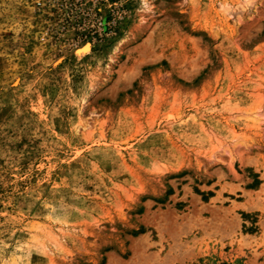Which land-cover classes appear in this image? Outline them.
<instances>
[{
	"label": "rangeland",
	"instance_id": "rangeland-1",
	"mask_svg": "<svg viewBox=\"0 0 264 264\" xmlns=\"http://www.w3.org/2000/svg\"><path fill=\"white\" fill-rule=\"evenodd\" d=\"M0 264H264V0H0Z\"/></svg>",
	"mask_w": 264,
	"mask_h": 264
},
{
	"label": "bare ground",
	"instance_id": "bare-ground-1",
	"mask_svg": "<svg viewBox=\"0 0 264 264\" xmlns=\"http://www.w3.org/2000/svg\"><path fill=\"white\" fill-rule=\"evenodd\" d=\"M89 49V43L83 44L79 49H77L78 53H84Z\"/></svg>",
	"mask_w": 264,
	"mask_h": 264
},
{
	"label": "trees",
	"instance_id": "trees-1",
	"mask_svg": "<svg viewBox=\"0 0 264 264\" xmlns=\"http://www.w3.org/2000/svg\"><path fill=\"white\" fill-rule=\"evenodd\" d=\"M140 231H142V229Z\"/></svg>",
	"mask_w": 264,
	"mask_h": 264
}]
</instances>
